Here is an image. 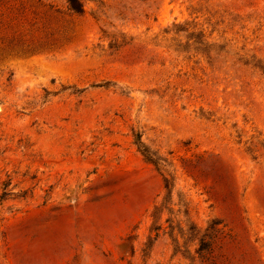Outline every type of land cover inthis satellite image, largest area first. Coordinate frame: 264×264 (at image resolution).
Instances as JSON below:
<instances>
[{"label":"rangeland","instance_id":"1","mask_svg":"<svg viewBox=\"0 0 264 264\" xmlns=\"http://www.w3.org/2000/svg\"><path fill=\"white\" fill-rule=\"evenodd\" d=\"M29 3L52 44L0 59V264H264V0Z\"/></svg>","mask_w":264,"mask_h":264},{"label":"trees","instance_id":"2","mask_svg":"<svg viewBox=\"0 0 264 264\" xmlns=\"http://www.w3.org/2000/svg\"><path fill=\"white\" fill-rule=\"evenodd\" d=\"M66 1L72 12L78 14L84 12L83 0ZM35 13L36 12L32 9V5H30L29 0H0V59L7 58L9 56H19L20 54H26L29 52L33 53L39 51L47 45L52 44L49 38L44 39V36H41L38 28H34L37 21L30 22L29 27H25V25H23V22L28 20L27 15ZM135 139L139 150L144 154V156L148 160L157 163V160L153 157L148 147L142 141L141 135L136 134ZM221 223L222 222L219 220H214L208 226V236L206 238H202L200 241L198 252L202 253L211 249L214 243V234L222 229L221 227L218 228V225ZM207 238L209 240H205Z\"/></svg>","mask_w":264,"mask_h":264}]
</instances>
